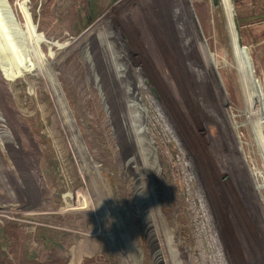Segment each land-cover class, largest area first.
<instances>
[{
    "label": "rangeland",
    "instance_id": "1",
    "mask_svg": "<svg viewBox=\"0 0 264 264\" xmlns=\"http://www.w3.org/2000/svg\"><path fill=\"white\" fill-rule=\"evenodd\" d=\"M6 1L25 54L0 20V151L13 161L0 167V264H131L21 2ZM40 1L147 264H264V142L227 0ZM237 16L264 111V0H238Z\"/></svg>",
    "mask_w": 264,
    "mask_h": 264
},
{
    "label": "bare ground",
    "instance_id": "2",
    "mask_svg": "<svg viewBox=\"0 0 264 264\" xmlns=\"http://www.w3.org/2000/svg\"><path fill=\"white\" fill-rule=\"evenodd\" d=\"M21 2V11L23 14L27 36L38 53L42 61L45 63V66L50 73L52 68L61 69V65L56 61L51 62L49 60L48 51H46L47 43L50 40L51 29L48 26L45 16H43L41 1L40 0H20ZM229 7L231 9L232 15V30L234 36L236 35V43L241 49L244 47V31L242 27V22L236 16L237 13V3L238 0H227ZM2 19V20H1ZM0 20L4 22V29H7V36L11 41L13 47L17 52L25 54V42L22 32L19 30L16 22L13 19V16L9 10V5L6 0H0ZM3 24V23H2ZM38 44V45H37ZM244 50V49H243ZM47 52V53H46ZM2 54L0 53V59ZM51 80V77H49ZM60 83L62 84L61 75L59 74ZM63 90L56 89V95L58 97L59 108L61 115L65 119V123L71 130V133L74 136H77L81 141V146L85 149L89 155L91 165L95 171L97 178L106 191L107 197L113 207L116 217L121 223V227L124 232L125 238L128 240V260L131 264H147L146 253L140 243L138 237L136 236V231L134 230L131 219L132 217L129 214L128 209L123 204L122 199L114 186L112 179L107 171L105 165L103 164L100 156V152L97 147V143L93 137L92 129L90 127L89 120L86 116L84 109H81L80 103L75 99L74 89L70 87L68 80L62 84ZM259 111L253 110V116L256 120V125L263 131L262 120L259 118ZM264 127V126H263ZM0 167L4 171L13 170V161L9 157L7 151H0ZM7 173H10L8 171ZM6 173V174H7ZM19 179L13 181L12 179H6V183L10 186L12 190L17 188L19 184ZM19 190L16 191L15 195L19 194ZM137 200V197H136ZM112 257L117 256L116 250L112 247ZM116 254V256H115Z\"/></svg>",
    "mask_w": 264,
    "mask_h": 264
},
{
    "label": "water",
    "instance_id": "3",
    "mask_svg": "<svg viewBox=\"0 0 264 264\" xmlns=\"http://www.w3.org/2000/svg\"><path fill=\"white\" fill-rule=\"evenodd\" d=\"M41 8H42V5H41ZM236 8H237V6H236ZM228 9H229V4L227 2V10ZM9 10H10L12 16H13L14 21L16 22V24H17V26L19 28L18 22L16 21V19L14 17L13 10H12V8L10 6H9ZM42 12H43V16H45V18H46V21L44 20V22L48 23V26L51 29L50 40L47 43V48L48 49L46 50V51H48V53L47 52L46 53L48 54L49 60L51 62L56 61L57 63H59V65H61V69L60 70H57L58 68L57 69L56 68H52L50 73L48 72V69L45 66L48 78L51 77V80L49 78L50 84H51V86H52V88L54 90V93L56 95V89L60 90V88H61L63 90L62 84L66 80H68L70 87H72L74 89V93L73 94L75 96V99L80 103V106H81L80 108L84 109L83 103L81 101V97H80L79 93L77 92V89H76V86L74 84L73 78L70 75L67 63L65 62V59H64V56H63V51H62V45H61L60 41L58 40L56 32H55V29L51 25L50 20H49L48 16L45 14L43 8H42ZM228 12H229V10H228ZM229 14H230V18H232V15H231L230 12H229ZM236 16H237V13H236ZM2 23L4 25L3 21H2ZM4 27H5V25H4ZM6 32H7V29H6ZM234 39H235V45H236V49H237V53H238L240 66H241L240 68H241V70H242V72L244 74L243 76H244L245 84H247V86L248 85L249 86H251V85L253 86L252 91L249 92V99H250V102L252 104V108L254 107L255 110L259 111V115L258 116L262 120V122H263L262 128H264L263 127L264 126V111L261 110L262 109V105L259 102V96L256 93L257 92V90H256V87H257L256 84L257 83H255V81H253L252 65H251L250 53H249V50L247 48V42H246L245 33H244V47H243L244 50L241 49L240 46L238 47V45L236 43V35L234 36ZM59 74L61 75V77H63L62 84L60 83ZM56 97H57V95H56ZM57 99H58V97H57ZM252 112H253V110H252ZM259 131H260V129H259ZM260 134L263 137V142H264V129H263V131H260ZM101 160H102V158H101ZM109 251H110V254H112V249L111 248L109 249Z\"/></svg>",
    "mask_w": 264,
    "mask_h": 264
},
{
    "label": "trees",
    "instance_id": "4",
    "mask_svg": "<svg viewBox=\"0 0 264 264\" xmlns=\"http://www.w3.org/2000/svg\"><path fill=\"white\" fill-rule=\"evenodd\" d=\"M10 3L12 6V9L14 10L16 20L22 26L23 25V19H22L20 12L17 10L15 4L12 1H10ZM24 87H25V83H24L23 78L22 77L17 78V83L15 85V91L17 92L18 95H20L21 92H23ZM68 172H69V177H71L72 176V170L70 167L68 168Z\"/></svg>",
    "mask_w": 264,
    "mask_h": 264
},
{
    "label": "built area",
    "instance_id": "5",
    "mask_svg": "<svg viewBox=\"0 0 264 264\" xmlns=\"http://www.w3.org/2000/svg\"><path fill=\"white\" fill-rule=\"evenodd\" d=\"M182 152H183L182 154L187 153V148L185 146L183 147ZM196 191L198 193V196L200 198V203L202 204V206H204L205 208H209L207 189H206L205 183L203 182L202 179L198 183Z\"/></svg>",
    "mask_w": 264,
    "mask_h": 264
}]
</instances>
